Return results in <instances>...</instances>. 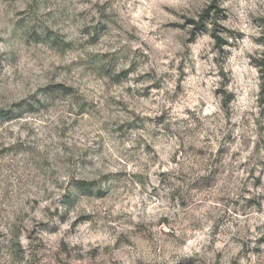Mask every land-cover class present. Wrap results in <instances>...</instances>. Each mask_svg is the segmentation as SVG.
Returning <instances> with one entry per match:
<instances>
[{
  "label": "rangeland",
  "instance_id": "obj_1",
  "mask_svg": "<svg viewBox=\"0 0 264 264\" xmlns=\"http://www.w3.org/2000/svg\"><path fill=\"white\" fill-rule=\"evenodd\" d=\"M263 75L264 0H0V264H264Z\"/></svg>",
  "mask_w": 264,
  "mask_h": 264
},
{
  "label": "trees",
  "instance_id": "obj_2",
  "mask_svg": "<svg viewBox=\"0 0 264 264\" xmlns=\"http://www.w3.org/2000/svg\"><path fill=\"white\" fill-rule=\"evenodd\" d=\"M217 1H218V0H213V2H217ZM213 8H215V5L211 6V7H210V10H212ZM206 13H209V10H208ZM206 15H208V14H206ZM263 80H264V75H263Z\"/></svg>",
  "mask_w": 264,
  "mask_h": 264
}]
</instances>
